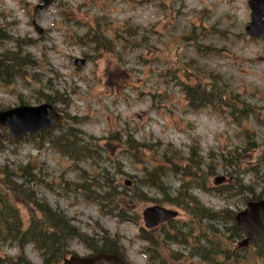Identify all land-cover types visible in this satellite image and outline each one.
I'll return each instance as SVG.
<instances>
[{"label": "rangeland", "instance_id": "obj_1", "mask_svg": "<svg viewBox=\"0 0 264 264\" xmlns=\"http://www.w3.org/2000/svg\"><path fill=\"white\" fill-rule=\"evenodd\" d=\"M38 3L0 0V24L14 38L35 41L27 50L40 62V68L33 72L41 79L28 76L7 85L0 81V110L22 101L40 104L44 99L39 92H48L45 87L50 84L70 96L69 106L58 104L59 108L65 118H76L85 134L83 140L96 138L98 155L90 153V158L74 161L47 143L38 147L32 138H25L0 142V166L17 170L22 164H33L42 179L37 185L38 195L72 219L81 232L97 236L108 231L117 237L123 255L132 264H207L181 241L166 239L162 228L153 232L159 259L149 260L141 235L146 232L140 228L142 213L157 204L154 200L161 193L141 180L149 169L165 165L168 174L164 181L177 188L182 178L170 171L163 149L172 145L181 156V164L193 147H200L204 170L210 165L215 171L208 181L210 188L218 186L217 177L225 178L221 185L236 181L235 173L229 170V159L233 158L243 182L253 189L222 197L195 189L194 194L206 207L237 211L254 194L264 198L261 116L251 112L244 118L231 108L220 109L218 99V104L193 109L182 89L195 81L192 76L185 77L184 64H189L220 75L221 85L228 84L250 103L264 106V36L250 38L245 33L251 19L248 0H54L34 17ZM35 19L44 29L42 36L33 25ZM129 25L137 27L134 39L143 45L122 47L117 35ZM88 29L91 35L103 29L107 38L118 43L116 49L109 52L79 46L76 36H83ZM195 41L212 48L209 54L193 47ZM11 48L14 42L5 41L3 49ZM79 59L84 60L81 65ZM126 134L139 143L160 145L133 155L123 147ZM108 178L120 190L129 181L128 188L144 192L141 201L121 218L86 200L79 189L70 190L75 183L104 182ZM106 210H111V205ZM177 210L178 220H185L186 214ZM17 247L0 241V255L17 256ZM72 250L79 255L92 253L79 242H73ZM23 252L32 262L41 263L32 245H26Z\"/></svg>", "mask_w": 264, "mask_h": 264}, {"label": "trees", "instance_id": "obj_2", "mask_svg": "<svg viewBox=\"0 0 264 264\" xmlns=\"http://www.w3.org/2000/svg\"><path fill=\"white\" fill-rule=\"evenodd\" d=\"M5 28L3 24H0V81L7 85L19 78L26 79L28 76L41 80L40 74L33 72L35 68H40V62L27 50L35 41L29 37L14 38ZM88 31L89 29L83 36H76V43L79 46L109 52L116 49L117 43L107 38L103 29L96 30L92 35ZM135 35H138L137 27L129 25L119 31L117 36L119 40L128 41L134 39ZM9 40L14 42V48L3 49V44ZM133 41L138 43L137 46L143 45L141 41L136 39ZM191 45L205 54H209L212 49L196 41ZM184 69L185 77L195 78L193 84H184L182 88L192 108L199 109L203 106L218 104L215 103L218 99L220 109L231 108L232 112H237L244 118L253 112L260 115L261 121L264 122V106L250 103L230 89L228 84L221 85L220 75L213 72L209 74L198 66L189 64H184ZM29 72L30 75H28ZM46 88L48 92H39L41 99L54 104L59 103L65 107L69 106L71 99L68 94L55 89L50 84H47ZM68 119L71 122L65 123L58 130H43L32 136L36 146L43 147L47 143L60 154L74 161L90 158V153L92 156L98 155V149L95 148L98 145L96 138L89 136L86 137L88 140H83L85 134L77 126L79 122L73 116ZM125 137L123 147L133 155H137L138 151L142 155L141 151H151L153 145L154 149L160 145V142L139 143L134 141L130 134H126ZM1 141L14 143L3 127H0ZM163 150V158L170 171L182 178L179 186L173 188L164 181L163 176L168 174L165 165L149 169L141 181L144 185L153 187L161 193V197L154 200L155 203L180 207L186 214L185 220H170L164 225L166 239L181 241L188 245L191 253L207 264H264V236L256 237L248 248H236L237 241L243 237V234L235 223V211L229 207L218 211L210 209L194 194L195 189L212 192L218 197L252 192L251 186L243 182L240 168L235 167L233 158L229 159V170L235 173L236 181L210 188L208 181L215 171H212L210 165H208V171L204 170V158L199 153L200 147H193L185 160L186 163L184 161L181 164L178 162L181 156L172 145H168ZM38 172L39 170L29 163L20 165L17 170L0 166V241L16 243L20 246L19 254L15 257L3 258L0 255V264H36L24 254L23 248L26 244H33L38 250L42 258L39 264H58L64 257L74 253L71 243L75 239L93 252L123 254V247L118 238L112 236L110 232L102 230V234L97 236L81 232L80 228L74 225L62 211L53 208L43 196H39L37 185L42 179ZM109 178L104 182L94 179L93 182L77 183L72 190L79 189V192H82L87 199L100 204L104 212H113L121 218L134 204L141 201L140 198L144 196V192L137 187L134 189L124 187L120 190V186ZM260 197L254 194L244 201ZM108 205H111V210H106ZM148 239L149 260H157L159 259L158 240L150 236Z\"/></svg>", "mask_w": 264, "mask_h": 264}, {"label": "water", "instance_id": "obj_3", "mask_svg": "<svg viewBox=\"0 0 264 264\" xmlns=\"http://www.w3.org/2000/svg\"><path fill=\"white\" fill-rule=\"evenodd\" d=\"M52 1L41 0L42 4L36 7L35 14L50 5ZM249 6L252 13L246 32L252 37L262 36L264 35V0H249ZM36 28L39 33L43 32L38 24H36ZM0 124L9 129L11 138L18 140L28 133L34 134L43 128L60 126L63 124V119L53 104H22L0 110ZM221 181L222 178H219L218 182ZM176 215V211L160 206L149 207L145 211L146 222L149 226ZM236 221L238 226L248 235L241 245H249L256 234H264V200L250 201L247 208L237 214ZM61 264H126V262L117 254L98 253L87 257L73 255Z\"/></svg>", "mask_w": 264, "mask_h": 264}]
</instances>
